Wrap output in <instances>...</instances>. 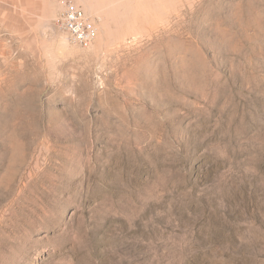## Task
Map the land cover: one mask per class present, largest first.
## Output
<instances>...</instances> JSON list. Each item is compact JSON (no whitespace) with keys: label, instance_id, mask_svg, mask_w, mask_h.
<instances>
[{"label":"rangeland","instance_id":"1","mask_svg":"<svg viewBox=\"0 0 264 264\" xmlns=\"http://www.w3.org/2000/svg\"><path fill=\"white\" fill-rule=\"evenodd\" d=\"M60 1L0 0V264H264V0Z\"/></svg>","mask_w":264,"mask_h":264},{"label":"built area","instance_id":"2","mask_svg":"<svg viewBox=\"0 0 264 264\" xmlns=\"http://www.w3.org/2000/svg\"><path fill=\"white\" fill-rule=\"evenodd\" d=\"M57 23L66 38L73 44L91 45L98 37L95 19L74 0H61Z\"/></svg>","mask_w":264,"mask_h":264},{"label":"bare ground","instance_id":"3","mask_svg":"<svg viewBox=\"0 0 264 264\" xmlns=\"http://www.w3.org/2000/svg\"><path fill=\"white\" fill-rule=\"evenodd\" d=\"M140 2V1H139ZM131 30V29H130Z\"/></svg>","mask_w":264,"mask_h":264}]
</instances>
